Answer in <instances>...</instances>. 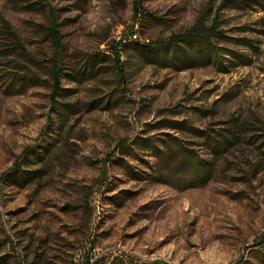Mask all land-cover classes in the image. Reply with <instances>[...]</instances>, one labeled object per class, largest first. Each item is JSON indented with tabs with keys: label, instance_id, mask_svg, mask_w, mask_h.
<instances>
[{
	"label": "rangeland",
	"instance_id": "1",
	"mask_svg": "<svg viewBox=\"0 0 264 264\" xmlns=\"http://www.w3.org/2000/svg\"><path fill=\"white\" fill-rule=\"evenodd\" d=\"M133 2L0 0V264H264V0Z\"/></svg>",
	"mask_w": 264,
	"mask_h": 264
},
{
	"label": "trees",
	"instance_id": "2",
	"mask_svg": "<svg viewBox=\"0 0 264 264\" xmlns=\"http://www.w3.org/2000/svg\"><path fill=\"white\" fill-rule=\"evenodd\" d=\"M142 1L143 0H134L133 2V12H134V17L137 16H141L142 14ZM51 34H52V40L55 43V45L58 47L60 45V38L57 34V32L53 29H51ZM210 34H216V32H213V30H210ZM198 39H195V30L191 29L189 32L185 33L182 36H177V37H171L169 40L167 41H163V42H158V43H154V47L152 46L151 49H153L154 51L158 52L160 50H162V47L166 46V45H176L178 43H182L185 45L188 44H195L197 43ZM205 44L210 46V42L207 39H204ZM126 45H116L112 48V53L117 55L118 51L121 50L123 47H125ZM215 49H211L210 53H215L214 52ZM215 55V54H214ZM63 77V73L62 71L58 70V69H53V72L51 74V78H52V92L50 95V100L52 104H56V98L59 97L60 93H61V87H60V80ZM20 171L19 170V166L16 167V169L13 170V173H16ZM12 173V174H13Z\"/></svg>",
	"mask_w": 264,
	"mask_h": 264
},
{
	"label": "bare ground",
	"instance_id": "3",
	"mask_svg": "<svg viewBox=\"0 0 264 264\" xmlns=\"http://www.w3.org/2000/svg\"><path fill=\"white\" fill-rule=\"evenodd\" d=\"M133 34V33H132ZM131 38H135V36L133 35ZM130 42H132L131 40H130V38H128V39H123L122 40V44H120V45H126V44H129Z\"/></svg>",
	"mask_w": 264,
	"mask_h": 264
},
{
	"label": "built area",
	"instance_id": "4",
	"mask_svg": "<svg viewBox=\"0 0 264 264\" xmlns=\"http://www.w3.org/2000/svg\"><path fill=\"white\" fill-rule=\"evenodd\" d=\"M129 38H131V37H129ZM123 39H125V38H123ZM123 39H118V40H120V41H119V45L122 44V40H123Z\"/></svg>",
	"mask_w": 264,
	"mask_h": 264
}]
</instances>
